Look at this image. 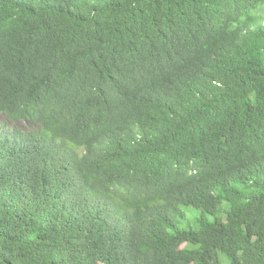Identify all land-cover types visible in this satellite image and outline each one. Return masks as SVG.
<instances>
[{
  "label": "trees",
  "instance_id": "trees-1",
  "mask_svg": "<svg viewBox=\"0 0 264 264\" xmlns=\"http://www.w3.org/2000/svg\"><path fill=\"white\" fill-rule=\"evenodd\" d=\"M0 113V264H264V0H0Z\"/></svg>",
  "mask_w": 264,
  "mask_h": 264
},
{
  "label": "rangeland",
  "instance_id": "rangeland-1",
  "mask_svg": "<svg viewBox=\"0 0 264 264\" xmlns=\"http://www.w3.org/2000/svg\"><path fill=\"white\" fill-rule=\"evenodd\" d=\"M5 120H6L5 116L2 113H0V129H1L2 123L5 122ZM184 212H185V217L183 221L184 225L187 223H193L195 217L198 215V211L195 209L185 210Z\"/></svg>",
  "mask_w": 264,
  "mask_h": 264
}]
</instances>
